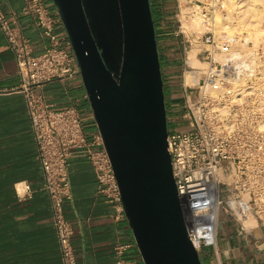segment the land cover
I'll return each mask as SVG.
<instances>
[{
  "label": "built area",
  "instance_id": "2783aa9c",
  "mask_svg": "<svg viewBox=\"0 0 264 264\" xmlns=\"http://www.w3.org/2000/svg\"><path fill=\"white\" fill-rule=\"evenodd\" d=\"M228 6L229 0H176L179 13L182 8L190 7L192 12H199L202 23L201 30H189L177 18L179 25L175 35H180L189 45L196 44L195 56L203 65L192 66L185 59L187 68L182 73L179 105L172 106L168 112L170 129L166 137L172 175L187 222V235L197 251L216 245L220 214L236 222L240 230L247 229L242 221L245 214L253 216L264 227V201L254 189L259 183L258 177L252 181V190L240 179L246 157L259 152L264 154V128L260 127L264 105L261 103L264 50L234 51L235 43V48H239L242 42L248 45L249 40L244 42L237 34L228 37L226 32L215 33L214 14L226 16ZM22 11L34 18L40 35L48 40L40 52H32V45L21 34L14 16L5 14L1 5L0 30L14 53L20 78L17 89L23 92L36 142L42 188L50 200L61 263L75 264L73 227L64 214V202L71 197L68 159L74 154L87 158L96 175L98 192L107 197L119 214H124V210L100 133L97 131L88 137L74 106H55L43 92L35 91L49 82L81 79L64 28L61 32L54 29L56 22L61 23L57 11L51 14L45 0H23ZM185 71L195 81L185 83ZM244 74H247L244 81H239ZM229 185L237 193L228 194ZM239 193L246 194L247 198ZM210 210L215 213V223L211 227L214 235L196 238L197 225L202 229L207 226L198 215ZM127 247L128 244L116 246L119 257L113 264H131L121 257Z\"/></svg>",
  "mask_w": 264,
  "mask_h": 264
},
{
  "label": "water",
  "instance_id": "95a60500",
  "mask_svg": "<svg viewBox=\"0 0 264 264\" xmlns=\"http://www.w3.org/2000/svg\"><path fill=\"white\" fill-rule=\"evenodd\" d=\"M52 2L143 264H202L172 175L149 0Z\"/></svg>",
  "mask_w": 264,
  "mask_h": 264
},
{
  "label": "crops",
  "instance_id": "0c3cea01",
  "mask_svg": "<svg viewBox=\"0 0 264 264\" xmlns=\"http://www.w3.org/2000/svg\"><path fill=\"white\" fill-rule=\"evenodd\" d=\"M5 14L14 16L21 34L34 54L48 40L40 35L34 18L22 11L23 0H0ZM56 14L52 0H45ZM55 31H63L56 22ZM187 57V56H186ZM187 59V58H186ZM14 53L0 30V264H62L48 194L42 188L37 146L26 113ZM176 92V88L172 89ZM55 106L72 105L90 137L96 124L79 77L53 81L35 88ZM172 98V95H171ZM71 197L64 214L73 227L75 264H113L119 257L116 246L128 244L121 257L143 264L124 214L104 194L90 162L74 154L68 159ZM217 224L216 245L204 264H264V229L240 230L223 215Z\"/></svg>",
  "mask_w": 264,
  "mask_h": 264
},
{
  "label": "rangeland",
  "instance_id": "374dc122",
  "mask_svg": "<svg viewBox=\"0 0 264 264\" xmlns=\"http://www.w3.org/2000/svg\"><path fill=\"white\" fill-rule=\"evenodd\" d=\"M173 1H174V11H173V14H172L171 18H173L174 22L172 23V26L170 27V31H168V30L162 31L161 29H158V33H157V39H158L160 44L162 43L163 38H169L171 36L177 38L178 51L176 53H177V56L179 58L178 61H176V63H178V65L176 67L177 70L172 75H169V76L165 75L166 78H172V82L174 84H176V86H177L176 87V92H174L173 90L168 91V88H167V91H166V101L170 102V109H171L172 106H175V108H176V106L179 105L180 86H181V83H182V81H181L182 73L187 68L186 64H185L187 51L189 49H191V47H193V46L196 47V49H197L196 44L189 45L187 42H184V41L181 40V36L180 35H178V36L175 35V31L178 29L177 26L179 25V22L177 21V18H180L182 20L183 26L185 28L189 29V30H201V28H202L201 27V28H198V29H194L193 27H191L190 26V20L187 17L188 13H183L182 12L183 10H185L187 8H182L183 10H181V12L179 13L178 9L176 8V0H173ZM262 2L264 3V0H261V1L259 0V3H262ZM240 3H246V0H241ZM245 7L246 6H242V7L238 8L237 10H231V8L229 7V10L226 12V16L219 15V17L216 19L215 23H217L219 21V19L221 21L223 17H225V18L226 17H235V16L242 17L245 14L242 13V12H238V11H241ZM183 20H184V22H183ZM262 27H263L262 28L263 29L262 32H264V19L262 20ZM233 31L234 32L232 34H237L241 38L242 37L243 38L246 37L245 34L247 32H245L246 31L245 29L240 30V31H239V29H234ZM262 35H263V37H262L263 39L262 38L258 39V41H256L257 43L255 42L256 44L252 43L253 42L252 40H249V43H248V45H246V47L264 49V33H262ZM197 50H196V52H197ZM162 69H163V71L165 73L167 72V68H166L165 64H163ZM169 80H171V79H169ZM171 95H172V98H171ZM166 118H167V130H169L170 129V123H169V115H168V113H166ZM243 168H244V174L240 176L241 182H243L245 185H249L250 189L252 190L253 187H254L252 185V181L257 176L258 180H259V183L254 188L255 189V193H256V195H258L260 197V199L262 201H264V154H261L259 152V153H255V154H252V155H248L246 157V159L244 160V162H243ZM228 190H229V191H227L228 194L229 193H237V192H235V189L233 188L232 185L228 186ZM239 194L241 196H243V198H247L246 194H244V193H239ZM223 221H224L223 220V215L220 214L219 217H218L219 224H222ZM255 226H260V227H262L264 229V227L261 226L256 221H255L254 225H252L251 227H246V226L245 227L247 229H251V228H253ZM198 254H199V258L200 257H204L205 254H208L210 256L212 255L209 247L200 248L198 250Z\"/></svg>",
  "mask_w": 264,
  "mask_h": 264
},
{
  "label": "bare ground",
  "instance_id": "6f19581e",
  "mask_svg": "<svg viewBox=\"0 0 264 264\" xmlns=\"http://www.w3.org/2000/svg\"><path fill=\"white\" fill-rule=\"evenodd\" d=\"M240 1L241 0H229V6H228L227 11L229 10V7L231 8V10H237L238 8H240L242 6H246L241 11H238V12L244 13L245 15H243L242 17H239V16L226 17V18L223 17L221 21L219 19L220 22L218 21L217 23H215V21L219 17V15L223 16V14H221V13H215L214 14V23H215L214 24L215 25L214 30H215V33H217L218 35H221L223 32H226V35L228 37H231L232 33L234 32L233 31L234 29H239V31L245 29L246 30L245 32H247V33L245 34L246 37L244 38V42H247L248 40H252L253 41L252 43L256 44L257 43L256 41H258V39H261L263 37L262 33H264V32H262V30H263L262 29L263 28L262 27V20L264 19L263 18L264 17V3L263 2L259 3V0H246V3H240ZM185 8H187V9H185V10L181 9V10H183L182 11L183 13H188L187 17L190 20V26L193 27L194 29L201 28L202 23H201V16L199 15V12H197V11L192 12L193 9L191 10L190 7L189 8L185 7ZM183 22H184V20H183ZM234 42H236V41H234ZM235 46H236V43L233 45V48H232V50H234V51H238V49H240V50L244 51L245 53L251 52L250 48L246 47V44L243 42H242L241 47L235 48ZM196 50H197L196 47L193 46V47H191V49H189L187 51L186 62L192 66H202L203 64L195 56ZM215 55L219 56L218 54H215ZM246 75L247 74H244L243 76H241L239 81H241V82L244 81V79L246 78ZM184 81H185V83H192L193 81H195V78L193 79L191 74L189 72L185 71ZM261 99H262L261 103L263 105L264 104V94H263V97ZM262 110H263V112H262L263 113L262 114L263 120L261 122L260 127L264 128V105H263ZM198 216H199L198 217L199 220H203L205 223H207V226L205 229H202L199 225H197L196 238H200L204 235L208 236V237L213 236L214 234L212 233L211 227H213L214 223H215L214 211L210 210V211L206 212V214L198 215ZM242 221L246 227H251L255 223L254 218L250 214H245L242 218Z\"/></svg>",
  "mask_w": 264,
  "mask_h": 264
},
{
  "label": "trees",
  "instance_id": "16d2710c",
  "mask_svg": "<svg viewBox=\"0 0 264 264\" xmlns=\"http://www.w3.org/2000/svg\"><path fill=\"white\" fill-rule=\"evenodd\" d=\"M150 5V11L151 16L153 20L154 25V33H155V39H156V46L158 51V57H159V65H160V71H161V77L163 82V93H164V102H165V110L166 113L170 112V102L166 101V91L168 88V91H171L172 89H175L177 86L172 82V78H166L165 75H172L177 70L176 61H178L177 51V38L171 36L169 38H163L162 43L160 44L157 39V33L158 29H161L162 31H170V27L172 26V23L174 22L172 17L173 11H174V1L173 0H149ZM163 64H165L167 68V72L165 73L162 69ZM171 79V80H169ZM175 108V106H174ZM175 120H177V123L180 122V120L176 117ZM179 125H181L179 123ZM208 254H205L204 257H200V261L202 264L205 263L207 259H209Z\"/></svg>",
  "mask_w": 264,
  "mask_h": 264
}]
</instances>
